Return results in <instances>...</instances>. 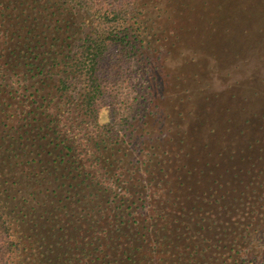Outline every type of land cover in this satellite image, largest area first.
<instances>
[{"label":"trees","instance_id":"obj_1","mask_svg":"<svg viewBox=\"0 0 264 264\" xmlns=\"http://www.w3.org/2000/svg\"><path fill=\"white\" fill-rule=\"evenodd\" d=\"M138 1L126 13L86 0H0V264H264V237L248 240L250 222H217L204 241L211 226L194 215L210 208L192 201L183 224L169 176L141 191L139 159L126 162L130 175L117 165L118 133L74 130L97 124L108 50H139L148 10ZM206 199L219 207L213 193ZM231 199L230 214L245 218L247 196Z\"/></svg>","mask_w":264,"mask_h":264},{"label":"rangeland","instance_id":"obj_2","mask_svg":"<svg viewBox=\"0 0 264 264\" xmlns=\"http://www.w3.org/2000/svg\"><path fill=\"white\" fill-rule=\"evenodd\" d=\"M86 2L103 11L123 7L127 13L136 0ZM138 3V10L142 6L148 10L139 50L129 58L108 50L98 69L107 93L97 103V124H81L74 130L79 135L87 130L118 133L123 149L117 165H125L123 172L130 175L132 164L126 162L131 155L139 159L141 191L143 184L151 181L152 186L169 176L171 188L181 200L183 224L192 215L188 207L192 201L202 206L200 213L210 208L212 214L199 215L198 210L194 215L198 220L203 218L204 226H211L201 231L204 241L213 239L217 222L225 223L230 218L238 221L232 228L239 222H250L257 231L248 240H261L264 0ZM170 20L181 27L167 29ZM64 116V122L71 124L72 116L67 111ZM125 133L131 137H124ZM124 147L128 148L126 154ZM139 149L142 155L134 156ZM130 189L135 191L133 184ZM240 192L247 196L245 218L230 214V206L238 204L231 198ZM211 193L219 207L204 204L203 200L208 201L206 194ZM194 195L196 200L192 199ZM250 205L255 219L247 212Z\"/></svg>","mask_w":264,"mask_h":264}]
</instances>
